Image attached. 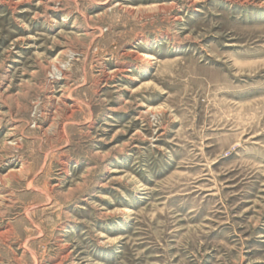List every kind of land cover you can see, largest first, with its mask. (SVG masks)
Masks as SVG:
<instances>
[{"label":"rangeland","instance_id":"obj_1","mask_svg":"<svg viewBox=\"0 0 264 264\" xmlns=\"http://www.w3.org/2000/svg\"><path fill=\"white\" fill-rule=\"evenodd\" d=\"M0 264H264V0H0Z\"/></svg>","mask_w":264,"mask_h":264},{"label":"bare ground","instance_id":"obj_2","mask_svg":"<svg viewBox=\"0 0 264 264\" xmlns=\"http://www.w3.org/2000/svg\"><path fill=\"white\" fill-rule=\"evenodd\" d=\"M190 1H188L189 3ZM190 4V3H189ZM243 4V3H242ZM143 59H145L146 61H152V65H154L156 63V59L154 57H151V56H144ZM151 66V65H150ZM118 71V70H117ZM150 72V68H147L144 70V73L145 74H149Z\"/></svg>","mask_w":264,"mask_h":264}]
</instances>
